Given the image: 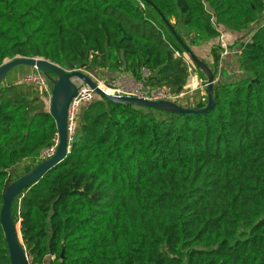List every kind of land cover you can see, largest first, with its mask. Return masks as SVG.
<instances>
[{"label":"trees","instance_id":"16d2710c","mask_svg":"<svg viewBox=\"0 0 264 264\" xmlns=\"http://www.w3.org/2000/svg\"><path fill=\"white\" fill-rule=\"evenodd\" d=\"M262 15L264 0H0V65L146 70L147 86L178 91L188 66L198 70L182 44L212 43L211 61L193 51L214 74L204 112L101 97L80 107L67 155L12 201L29 264H264V21L246 40L217 42L219 26L242 32ZM227 48L239 51L232 80L219 70ZM43 105L36 88L0 83V208L12 169L32 160L15 180L54 143ZM0 264H11L1 224Z\"/></svg>","mask_w":264,"mask_h":264},{"label":"water","instance_id":"95a60500","mask_svg":"<svg viewBox=\"0 0 264 264\" xmlns=\"http://www.w3.org/2000/svg\"><path fill=\"white\" fill-rule=\"evenodd\" d=\"M162 19L171 33L179 39L171 23L163 17ZM182 47L188 59L200 72L203 73L205 77L207 100L205 105L200 108L184 107L175 102L166 100L150 101L132 96H114L100 89L95 78L87 75L81 68L74 69L73 65H69L68 69H64L58 64H55L43 57L15 56L13 58H6L3 60L0 65V83L3 82L6 75L14 67L19 65L35 68L47 77L52 86L48 112L55 121L58 134V143L52 155L41 160L31 170L27 171L17 179L11 180V173H9L5 180L2 189L0 224L11 264H29L28 255L19 233L20 224L14 223L13 221V213L11 210L12 201L19 192L36 183L45 172L60 162L67 155L69 148L66 132L67 107L71 98L76 95L79 84L88 86L93 89L99 97L112 103L131 104L143 108H152L173 113H200L206 111L214 105V74L212 70L205 62L198 58L188 45L182 44ZM74 79H77L80 83L74 82Z\"/></svg>","mask_w":264,"mask_h":264},{"label":"built area","instance_id":"2783aa9c","mask_svg":"<svg viewBox=\"0 0 264 264\" xmlns=\"http://www.w3.org/2000/svg\"><path fill=\"white\" fill-rule=\"evenodd\" d=\"M175 54L178 55V53ZM188 69V82L178 91H172L166 86H147L144 82V79L148 76L146 70H143L140 79L134 78L129 73L122 72L117 76L111 77L107 83L96 78L95 80L100 89L114 96H132L150 101L166 100L175 103L178 101L187 103L192 102L197 95L204 96L206 93V81L204 80V82L200 83V81H197L192 77L190 65L188 66ZM18 83L36 88L40 100L49 106L52 86L47 77L41 71L32 68V70L26 73ZM96 97L99 96L93 89L83 84L78 85L77 93L71 98L67 107L66 132L68 145L73 141L76 132L77 117L80 107L94 100ZM57 143L58 134H56L53 145L45 149L42 152L41 157L45 159L52 155Z\"/></svg>","mask_w":264,"mask_h":264},{"label":"rangeland","instance_id":"374dc122","mask_svg":"<svg viewBox=\"0 0 264 264\" xmlns=\"http://www.w3.org/2000/svg\"><path fill=\"white\" fill-rule=\"evenodd\" d=\"M264 21V15H262L255 23L251 24L250 26H248L245 30H243L242 32H240L238 35L236 34L234 38H230L228 40H226L225 44L226 46L229 45V44H232L234 42V40H246L249 38V33L255 29V27H257L258 25H260L261 23H263ZM176 22L175 19H172L171 20V23H174ZM178 27H179V30L180 32L182 33V35H185V30H183L180 26V24L178 23L177 24ZM186 41L189 42V39L186 38ZM237 48V47H236ZM235 48V50H236ZM207 49V48H205ZM234 49V48H233ZM233 49H229L227 48L226 51H230L232 50L231 52L233 53ZM237 55L238 53H234L232 54L233 56V60L232 62L230 63L231 64V70H230V74L227 75L228 79L229 80H232L234 79V77L236 78L238 75V69H237ZM184 56L188 59V57L186 56V54H184ZM204 56V55H203ZM236 58V59H235ZM193 68H195L192 64H190ZM69 68V67H68ZM32 68L31 67H28V66H23V65H19V66H16L14 67L7 75L6 77L4 78L3 80V83L5 82V84H10V83H18L19 80L25 75L26 72L30 71ZM64 69H67V68H64ZM75 69V68H74ZM83 72H85L87 75L91 76V77H94L96 79H99L100 81L104 82V83H107L108 80L113 77V75L111 74L110 71H107L106 69H93V70H85V69H82ZM199 71V70H197ZM228 73V72H227ZM200 74V73H199ZM203 74V73H202ZM201 75V74H200ZM243 73L241 72L240 73V76H242ZM202 76V75H201ZM204 77V75L202 76ZM219 77V76H217ZM216 77V78H217ZM205 78V77H204ZM227 79V78H226ZM74 82H77V83H80L77 79H74ZM187 83V81H186ZM185 83V84H186ZM25 88V87H24ZM31 88V87H30ZM26 89V88H25ZM28 92H31V90L29 88L26 89ZM198 99H195L194 101L197 102ZM193 101V102H194ZM42 103H44L42 101ZM177 104H184L183 102H180L178 101ZM45 106L46 107V104L43 105V107ZM48 110V109H47ZM32 163V160L30 159H25L23 161H21L18 165L15 166V168L12 169V171L10 172L11 173V180L19 173V170L22 169V167L24 165H27V164H31Z\"/></svg>","mask_w":264,"mask_h":264},{"label":"crops","instance_id":"0c3cea01","mask_svg":"<svg viewBox=\"0 0 264 264\" xmlns=\"http://www.w3.org/2000/svg\"><path fill=\"white\" fill-rule=\"evenodd\" d=\"M219 32H220V35H219V38L217 39V42L219 41V39L221 41H225L230 39V38H234L235 35L239 34L240 32H233V31H230L222 26H219L218 28ZM216 42V41H215ZM205 45V46H204ZM202 47L201 46H197V47H193V51L198 55V56H201L209 61H211V57H210V54H209V47L212 45L211 42H209L208 44H204ZM226 46V44H224V47ZM207 48V49H205ZM232 50H230L229 52L228 51H224L221 55V61L219 63V70H223L225 71L228 75L230 74V70L232 69L231 68V62H232V54L234 53H238L239 51H237V49L235 50V48L233 49V53L231 52ZM204 55V56H203ZM236 59V58H235ZM190 69H191V75L193 78H195L197 81H200L201 82H204L205 78L202 77L199 72L193 68L191 65H190ZM32 70V69H31ZM30 70V71H31ZM29 72V71H28ZM26 72V73H28ZM25 73V74H26ZM188 82V81H187ZM5 84V82L3 83ZM46 109H48V105L46 104Z\"/></svg>","mask_w":264,"mask_h":264}]
</instances>
